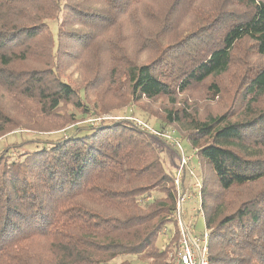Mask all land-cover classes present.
Instances as JSON below:
<instances>
[{
    "label": "trees",
    "instance_id": "1",
    "mask_svg": "<svg viewBox=\"0 0 264 264\" xmlns=\"http://www.w3.org/2000/svg\"><path fill=\"white\" fill-rule=\"evenodd\" d=\"M129 116L204 163L210 264H264V0H0V139L64 133L0 152V264H171L168 146Z\"/></svg>",
    "mask_w": 264,
    "mask_h": 264
},
{
    "label": "built area",
    "instance_id": "2",
    "mask_svg": "<svg viewBox=\"0 0 264 264\" xmlns=\"http://www.w3.org/2000/svg\"><path fill=\"white\" fill-rule=\"evenodd\" d=\"M121 119L120 117L112 116H92L86 121L90 124L96 125L104 120ZM134 125L142 130L148 131L155 137H158L167 145L176 150L179 158V163L174 170L175 179L174 185L177 193L176 215L179 218V239L173 251H170L172 259L171 264H210L209 262V241L210 234L207 228L201 233L195 232L193 223L184 222V203L193 199L195 205L193 211L204 214L203 211V182L197 175L196 168L193 167V155L189 156L186 148L182 145L180 137L175 134L174 129H157L147 123L145 120L129 116ZM163 233V232H161ZM160 233V234H161ZM166 233V232H164ZM166 238L162 241V245L171 244L172 237Z\"/></svg>",
    "mask_w": 264,
    "mask_h": 264
},
{
    "label": "rangeland",
    "instance_id": "3",
    "mask_svg": "<svg viewBox=\"0 0 264 264\" xmlns=\"http://www.w3.org/2000/svg\"><path fill=\"white\" fill-rule=\"evenodd\" d=\"M82 74H83V70H81L79 64H77L76 62H73V64H70L65 70V75L67 77H70L73 82H75V81L78 82L79 79L81 78ZM4 102L7 105V107H11L12 102L10 101V99L5 97ZM91 125H93V124H91ZM171 129H173V128H171ZM87 132H89V131L88 130L87 131H81L79 134L83 135ZM63 134L64 133H58V134H54V135H50V136L35 135V134H31L29 130L17 128L13 132H11V134H8L4 138L0 139V152L2 150H4L7 146H11L13 144H23L22 146L17 148L18 149L17 151H15V154H17V155L19 153H23V152H27V151H33L35 149L41 148L44 145L42 143L34 141L36 139V137L39 136V138H42V139H55V138L61 137ZM175 134H176V130H175ZM156 138H158V137H156ZM158 139L164 142V140H162L160 138H158ZM180 139H181L182 145L186 148V151L189 153L188 155L189 156L193 155V153L191 152L190 144L187 141V139H185L184 137H181ZM164 143L166 144V142H164ZM167 146L168 147L164 146V148H162V155L166 161L165 164H166L167 169L174 171L176 169V167L178 166V163H179L178 154H177L176 150L171 148V146H169V145H167ZM192 164H193V167L196 168L195 171H196L197 175L201 178V175H202L201 172L205 170L203 167L204 163L199 161L197 156L193 155ZM200 167L202 168V171H201ZM194 205H195V201L193 199H190L186 203H184V218H183V220H184V222H187V223H189V222L193 223V225L195 226V232L201 233L206 228L205 216L203 213L200 214V213L193 211ZM161 232H163V233L159 234L157 237V244H159V245L162 244L163 240H165L166 238H170L172 236V234H174L172 237V241H171L172 244L170 246L171 247L170 251H173L176 244L178 243V239H179V218H177L176 213H174V222L169 223L167 225V227L164 228ZM164 232H166V233H164ZM136 263L137 264H144V262H142L140 260H137Z\"/></svg>",
    "mask_w": 264,
    "mask_h": 264
}]
</instances>
